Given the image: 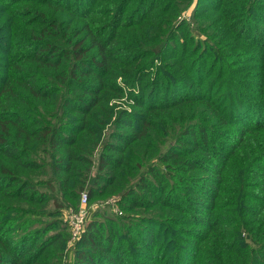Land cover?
<instances>
[{
	"label": "trees",
	"instance_id": "obj_1",
	"mask_svg": "<svg viewBox=\"0 0 264 264\" xmlns=\"http://www.w3.org/2000/svg\"><path fill=\"white\" fill-rule=\"evenodd\" d=\"M197 1L0 0V264H264V0Z\"/></svg>",
	"mask_w": 264,
	"mask_h": 264
},
{
	"label": "rangeland",
	"instance_id": "obj_2",
	"mask_svg": "<svg viewBox=\"0 0 264 264\" xmlns=\"http://www.w3.org/2000/svg\"><path fill=\"white\" fill-rule=\"evenodd\" d=\"M212 1H214V0H205V4H206V2L208 3V2H212ZM198 2L199 1H197V0H193L192 5L183 12L182 16L179 17V20L186 19V20L192 22L193 12L196 9H199ZM192 32H193V36L195 37L196 40H198V38L201 37L200 33L196 32V31H192ZM116 197H111V198L106 199V200L94 198L91 201H89V199H88L84 208L87 211H89V213L91 211L98 213L97 219L99 221L104 220V219H109L107 217H110L112 215V213H114V214L119 213V200ZM79 199H80V197H79ZM111 201H113V202H111ZM78 208H79V203H78V206L76 208H74V209L70 208V209L64 211L62 218L68 227H69V224L67 223V219H68V215H69V210L75 211ZM87 216L90 217V214ZM69 229H70V227H69ZM70 235H71L70 236V247H72L73 244L76 242V240L75 241L72 240L71 230H70Z\"/></svg>",
	"mask_w": 264,
	"mask_h": 264
},
{
	"label": "built area",
	"instance_id": "obj_3",
	"mask_svg": "<svg viewBox=\"0 0 264 264\" xmlns=\"http://www.w3.org/2000/svg\"><path fill=\"white\" fill-rule=\"evenodd\" d=\"M87 201V193L82 192L79 199V208L75 211L69 210L67 223L69 224L73 241L79 239L86 225L88 217L87 215H89V211H87L84 207ZM118 214H120V212Z\"/></svg>",
	"mask_w": 264,
	"mask_h": 264
}]
</instances>
